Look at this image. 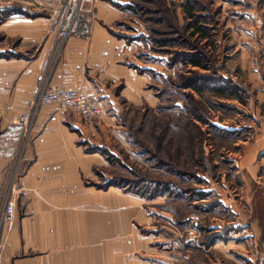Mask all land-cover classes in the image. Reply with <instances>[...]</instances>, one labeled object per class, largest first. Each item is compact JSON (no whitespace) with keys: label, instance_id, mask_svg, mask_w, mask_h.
<instances>
[{"label":"rangeland","instance_id":"rangeland-1","mask_svg":"<svg viewBox=\"0 0 264 264\" xmlns=\"http://www.w3.org/2000/svg\"><path fill=\"white\" fill-rule=\"evenodd\" d=\"M107 1L123 13L109 29L129 47L121 63L149 99L122 101L89 148L104 159L97 184L135 199L137 259L264 264V0ZM15 5L0 13H38Z\"/></svg>","mask_w":264,"mask_h":264},{"label":"crops","instance_id":"crops-1","mask_svg":"<svg viewBox=\"0 0 264 264\" xmlns=\"http://www.w3.org/2000/svg\"><path fill=\"white\" fill-rule=\"evenodd\" d=\"M0 2L38 12L0 23V264H152L136 256L147 245L134 224L142 222L135 199L96 187L104 159L88 150L103 127H115L112 112L122 101L149 99L145 76L121 63L128 45L109 31L123 19L120 7L95 0L89 40L60 41L49 25L64 0ZM47 85L84 90L108 113L88 124L73 111L43 106L24 136L17 120ZM7 203L15 211L10 230L1 223Z\"/></svg>","mask_w":264,"mask_h":264},{"label":"built area","instance_id":"built-area-1","mask_svg":"<svg viewBox=\"0 0 264 264\" xmlns=\"http://www.w3.org/2000/svg\"><path fill=\"white\" fill-rule=\"evenodd\" d=\"M94 3L95 0H64L62 12L50 22L49 31L60 41L68 38L89 40L94 18ZM49 105H54L56 111H73L88 124L106 112L102 102L84 90L63 85H47L42 87L37 98L29 102L27 111L17 120L18 125L23 128L24 136H28L34 127L38 110ZM50 119L55 120V114ZM14 216V205L7 203L1 221L6 230L11 229Z\"/></svg>","mask_w":264,"mask_h":264},{"label":"trees","instance_id":"trees-1","mask_svg":"<svg viewBox=\"0 0 264 264\" xmlns=\"http://www.w3.org/2000/svg\"><path fill=\"white\" fill-rule=\"evenodd\" d=\"M128 1L138 2V3H145V2H149L150 0H128ZM126 8H131L130 7V3H129V6H127ZM133 11H138V10L137 9H133ZM185 11L187 12V15L189 17H191V18L193 17V13H192L193 7H192V5H190V3H187L185 5ZM7 16H8L7 13H3V14L0 13V23L5 21V20H7L8 19ZM198 29H200V28H198ZM190 63L192 64V66H199L201 64L200 60L196 59V58L192 59L190 61ZM193 88H195V87H193ZM216 91H218V90L216 89ZM88 150H89V152H98L97 147L96 148L92 147L91 149L89 148ZM113 185H114L113 183H107L105 185L96 184V187L99 188V189H105V188H108V187L113 186Z\"/></svg>","mask_w":264,"mask_h":264}]
</instances>
